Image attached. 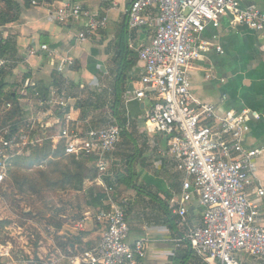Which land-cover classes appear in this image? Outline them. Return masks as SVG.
Returning a JSON list of instances; mask_svg holds the SVG:
<instances>
[{
  "label": "crops",
  "instance_id": "obj_1",
  "mask_svg": "<svg viewBox=\"0 0 264 264\" xmlns=\"http://www.w3.org/2000/svg\"><path fill=\"white\" fill-rule=\"evenodd\" d=\"M132 1L45 0V4L35 7L27 0H12L14 5L10 6L0 0V21L14 18L11 22L0 23V40L10 47L4 66L6 85L3 91L18 95L25 111L27 105H31L37 113H41L49 106L39 105L36 95L29 99L24 97L27 88L32 85L47 87L50 97H65L70 107L64 121L59 119L60 125L66 123L78 131L87 130L89 122L99 115L98 111H107V116L111 113L113 117V96L121 92V110L129 133L127 138H120L114 152L108 157L106 172H98L96 179L84 181L82 192H79L84 194L82 220L73 225L74 229L66 224L61 232L56 233V236L64 237L63 241H73L69 244L70 250L61 249L60 241L57 244L53 242L51 250L39 247L34 252L39 260L62 264L59 253L67 255L74 251L76 254L95 247L103 229L96 221L98 211L107 207L109 199L115 203L126 199L127 241L149 240L146 257L139 264H206L186 251L188 247L182 241L185 226L180 225L169 209L170 200L180 190L182 176L167 153L168 138L146 131L145 120L152 102L134 99L143 64L129 45L136 49L146 45L154 31L148 27L128 29L124 11ZM74 3L94 17H107L105 29L84 43L77 41L86 22L84 18L60 23L54 14L64 4ZM249 4L264 11V0H243V5ZM199 39L209 47L188 69L193 97L214 105L220 114L229 110H246L257 114L258 119L249 122V132L244 142L249 147H264V34L240 25L230 26L228 17H224L218 28L207 27ZM41 45H46L54 55L41 51ZM216 48H220L221 52ZM30 50L35 53L31 55ZM123 54H126L125 57ZM63 57L71 58L74 66L58 73L56 67ZM122 58L125 65L120 69ZM120 71L123 76H120ZM69 93L76 94L78 98H71ZM83 95L97 101L93 102L90 98L83 101L96 107L93 105L89 108L90 115L81 119L82 108H77V103ZM104 115L102 113L101 117ZM116 175H120L119 181ZM111 176L114 179H110ZM107 177L114 184L105 183L103 179ZM255 178V184L264 189V156L255 160ZM94 187L103 189L105 193L103 207L99 209H92L86 204L92 201L90 191ZM200 212L197 200L193 199L188 205V225L200 223ZM63 218L66 217L63 215ZM4 230L3 241L12 245L13 258L22 252L30 253L22 244L18 226L5 222ZM9 237L16 241V246ZM237 260L239 264H261L244 253H239Z\"/></svg>",
  "mask_w": 264,
  "mask_h": 264
},
{
  "label": "built area",
  "instance_id": "obj_2",
  "mask_svg": "<svg viewBox=\"0 0 264 264\" xmlns=\"http://www.w3.org/2000/svg\"><path fill=\"white\" fill-rule=\"evenodd\" d=\"M27 1L35 7L45 4V0ZM54 14L60 23L85 19L77 36L79 43L107 25V17H94L75 3L64 4ZM124 16L129 30L148 27L154 31L146 45L138 49L129 45L143 64L134 99L152 102L146 131L168 138L167 153L182 176L180 190L169 205L185 226L182 241L206 264H239V253L264 264V189L255 184V160L264 156V147H249L244 142L250 120L258 115L246 110L220 114L214 105L193 97L188 75L190 64L209 47L199 39L207 27L216 29L228 17L230 26L264 34V11L254 4L243 5V0H133ZM40 50L54 55L46 45ZM6 62L0 60V69ZM73 66L71 58L63 57L56 70L62 73ZM38 104H42L40 100ZM48 105L38 116L25 118L26 132L11 126L0 128V186L15 158L45 142L51 143L52 150L62 146L64 155L90 156L98 172H106L107 159L120 141L119 125L113 120L102 128L78 131L66 123L60 125L52 112L67 106L65 97H50ZM193 199L201 209L200 223L188 225V205ZM127 206L126 199L119 203L109 199L96 216L103 226L98 244L76 255L59 253L60 263L139 264L145 259L149 240L127 241ZM12 249L9 243L0 244V264L33 262L26 252L13 258Z\"/></svg>",
  "mask_w": 264,
  "mask_h": 264
},
{
  "label": "trees",
  "instance_id": "obj_3",
  "mask_svg": "<svg viewBox=\"0 0 264 264\" xmlns=\"http://www.w3.org/2000/svg\"><path fill=\"white\" fill-rule=\"evenodd\" d=\"M7 6L12 3V0H4ZM0 18L1 14H0ZM14 18H9L3 21H0L1 24H5L13 21ZM10 53V47L7 42L0 40V60H7V55ZM126 54H123L125 57ZM120 63V69L124 68L125 64ZM120 76H123V73L120 71ZM5 71L4 67L0 69V107L2 105L9 104V108L4 110L2 116L0 117V128L5 126H11L15 131H27L25 128V107L19 101L20 97L18 95H12V93L4 92L3 88L6 83L4 81ZM25 99H29L32 95L37 96V100H40L42 105L49 106L48 102L50 99L49 89L45 86L32 85L27 88ZM39 90V92L37 91ZM71 98V93H69ZM92 103L83 102L80 104L78 101L77 108H82L81 119H84L89 113V108L92 107ZM69 106L65 107H55L53 109L54 115L57 116L60 120L64 121L65 115L69 112ZM121 92H117L113 96V101L111 105L112 115L114 121L121 128L120 138H127L129 133L126 130L127 120L123 116V110H121ZM45 110V109H44ZM100 124L96 121L91 120L89 122V128L97 129L102 128ZM104 127V126H103ZM29 154L24 157H17L13 161L12 168L8 171L7 177L4 179L1 184V188L5 186L12 189V191H18L20 195L26 196H40L44 192H56L57 190L68 191L79 193L82 192L83 183L85 180H94L98 177V171L92 166V158L87 155H64L63 147L59 146L56 150H52L51 143L45 142L41 146L32 147L29 149ZM48 159V160H47ZM44 160H47L46 170H36L32 169L36 166H39L43 163ZM24 168L27 172L20 173L19 169ZM31 171L29 172V170ZM116 178L120 179V175H116ZM105 183L114 184L108 177L104 178ZM2 191V189H1ZM6 191V189H4ZM2 191V195L4 196ZM90 196L92 201L87 202V206L92 209H99L103 207L102 201L105 198V193L103 189L93 188L90 191ZM60 213V211H59ZM70 223H76L82 220L81 213H71L69 215ZM51 226L55 228L56 233L61 232V230L66 225L65 222H51ZM63 236H60L58 240L60 241L59 247L63 250H70L69 244L73 243L72 240L63 241ZM186 251H189L186 249ZM66 252V251H63ZM73 255H76L72 251Z\"/></svg>",
  "mask_w": 264,
  "mask_h": 264
},
{
  "label": "rangeland",
  "instance_id": "obj_4",
  "mask_svg": "<svg viewBox=\"0 0 264 264\" xmlns=\"http://www.w3.org/2000/svg\"><path fill=\"white\" fill-rule=\"evenodd\" d=\"M71 96H73L74 98L75 97L78 98V96L74 93ZM86 98L92 99L91 96L87 97L86 95H83V97H80L79 102H83ZM94 100L97 101L96 98L92 99L93 102H95ZM5 106L6 105L4 104L0 107V117L2 116L4 110L7 109L5 108ZM95 107L96 106L94 105V108ZM92 111L94 112V110ZM93 112L91 114L94 115L95 113ZM25 113H26L25 115L26 119L28 117L33 118L38 116L37 111L31 105L30 106L27 105V110L25 111ZM97 113L99 115L96 118H93V120L97 119V121L96 120L94 121L99 123L100 124L99 126L105 127L107 126L108 123L114 120V118L111 116V113L109 114V116H107V111L102 112L105 114L103 117H101L102 115L101 112L98 111ZM88 114L90 115V112ZM47 160H44L42 164L34 167L32 170L33 171H36L38 169L46 170ZM30 171L31 169L29 170V172ZM19 172L24 173L27 172V170H25L24 168H20ZM109 178L114 179L113 176ZM111 181L113 182V180ZM1 189L2 191L6 189V191L3 192L4 196L1 193L2 192ZM113 190H114V186L112 192ZM83 199H84L83 193L57 190L56 192H50V191L44 192L40 196H36V195L22 196L19 194L18 191H12V189L9 188L8 186L7 187L5 186V188L0 187V223H1L0 228H1V233H3L0 242L6 243V241H3L5 222L12 223V225L18 226L21 229L19 231L21 237L23 238L22 244L27 248V250L30 251L31 253L30 256L32 257L34 256L32 258L33 262L31 264H39V261L37 259L38 257L34 255V252L37 251L39 247H44L46 251H49L48 249L52 248L53 242L56 244L57 241L59 242L58 240L59 236L58 235L56 236L55 228L51 226L50 223L51 222L57 223L63 221L66 224H68L72 229H74L73 225L75 223L73 224L70 223L69 215L71 213H76V212L82 213ZM63 215L66 218H63ZM77 229L80 230L79 228ZM9 240L10 242H12L13 245L16 244V241L13 238L9 237ZM50 252L54 253V251H50ZM30 256H26V257L28 258Z\"/></svg>",
  "mask_w": 264,
  "mask_h": 264
}]
</instances>
